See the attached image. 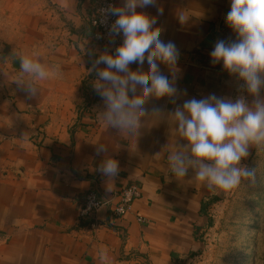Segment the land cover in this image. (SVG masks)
Listing matches in <instances>:
<instances>
[{
    "label": "crops",
    "instance_id": "obj_1",
    "mask_svg": "<svg viewBox=\"0 0 264 264\" xmlns=\"http://www.w3.org/2000/svg\"><path fill=\"white\" fill-rule=\"evenodd\" d=\"M137 10L156 18L159 38L178 49L177 71L157 62L178 91L148 99L136 150L130 151L98 119L104 102L92 86L93 64L111 51L94 41L92 0H0V264H100L101 249L107 264H195L224 193L200 187L192 169L182 181L168 173L169 151L186 143L175 140L169 115L187 100L213 94L233 101L244 96L249 103L253 97L222 63L211 62L218 41L237 38L225 22L230 0H156ZM18 50H39L61 75L40 82L41 93L30 96L12 81ZM101 143L107 150L98 153ZM255 150L250 146L248 157ZM106 157L119 162L111 193L97 170ZM130 183L141 197L118 218L112 213L116 194ZM92 190L112 201L81 218L83 197Z\"/></svg>",
    "mask_w": 264,
    "mask_h": 264
},
{
    "label": "clouds",
    "instance_id": "obj_2",
    "mask_svg": "<svg viewBox=\"0 0 264 264\" xmlns=\"http://www.w3.org/2000/svg\"><path fill=\"white\" fill-rule=\"evenodd\" d=\"M155 2L123 0L120 6L106 9L116 17L110 33L122 35L123 40L114 53H100L93 64L96 76L92 86L104 102L98 119L104 130L115 129L130 151L136 150L148 99L172 98L178 91L175 79L170 80L159 68V64H164L170 72L177 71L178 49L174 43L159 38L158 30L153 29L159 23L156 18L137 10ZM178 19L184 23L188 16L182 12ZM225 22L237 38L229 43L218 41L210 52L211 62L222 63L223 70L242 81L241 90L253 100L249 103L240 96L233 101L213 94L187 100L169 115L170 122L176 125L175 140L180 137L186 143L177 145L174 141L175 147L167 157L168 173L182 181L192 169V180L212 194L229 193L242 185L254 186L257 169L241 161L249 156L250 146L264 150V0H230ZM13 55L19 61V71L12 81L30 96L41 93L40 82L61 75L58 66L43 62L39 50H18ZM101 64L105 67H98ZM158 114L159 109H153V115ZM106 150L104 144H98V153ZM97 170L106 178L105 191L113 192L112 181L118 174L119 162L106 157ZM98 257L100 264H107L103 249Z\"/></svg>",
    "mask_w": 264,
    "mask_h": 264
},
{
    "label": "rangeland",
    "instance_id": "obj_3",
    "mask_svg": "<svg viewBox=\"0 0 264 264\" xmlns=\"http://www.w3.org/2000/svg\"><path fill=\"white\" fill-rule=\"evenodd\" d=\"M241 163L257 169L256 184L224 193L213 207L195 264H264V150Z\"/></svg>",
    "mask_w": 264,
    "mask_h": 264
},
{
    "label": "built area",
    "instance_id": "obj_4",
    "mask_svg": "<svg viewBox=\"0 0 264 264\" xmlns=\"http://www.w3.org/2000/svg\"><path fill=\"white\" fill-rule=\"evenodd\" d=\"M92 6L93 15L91 23L94 27V41L101 46L108 47L111 53H114L115 48L122 43L123 36L110 33V26L116 17L105 10L110 6H117V4L114 0H92ZM116 197L118 201L112 213L114 216L122 218L133 210L135 202L141 197V190L135 183H130L118 192ZM111 201L112 199H105L96 191H89L83 197L79 208V217L86 218ZM137 219L140 222L145 221V218L140 215Z\"/></svg>",
    "mask_w": 264,
    "mask_h": 264
}]
</instances>
